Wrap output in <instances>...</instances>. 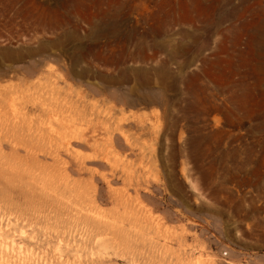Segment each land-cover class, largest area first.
I'll return each instance as SVG.
<instances>
[{
  "label": "rangeland",
  "instance_id": "rangeland-1",
  "mask_svg": "<svg viewBox=\"0 0 264 264\" xmlns=\"http://www.w3.org/2000/svg\"><path fill=\"white\" fill-rule=\"evenodd\" d=\"M253 150L264 0H0V264H264Z\"/></svg>",
  "mask_w": 264,
  "mask_h": 264
},
{
  "label": "bare ground",
  "instance_id": "bare-ground-1",
  "mask_svg": "<svg viewBox=\"0 0 264 264\" xmlns=\"http://www.w3.org/2000/svg\"><path fill=\"white\" fill-rule=\"evenodd\" d=\"M223 19H224V14H220V17H219V19L217 20L218 22V25L220 26V24L222 23V21H223ZM217 25V24H216ZM215 26V25H214ZM206 38V37H205ZM203 48V47H202ZM241 65V64H240ZM238 69V68H237ZM240 85V84H239ZM236 87V86H235ZM240 89V88H239ZM242 89V88H241ZM240 91V90H239ZM238 97V96H237ZM89 134V133H88ZM71 135V134H70ZM71 137H73V136H71ZM65 139H66V137H65ZM89 140V139H88ZM68 141V140H67ZM64 145H67V144H64ZM250 164H251V170H250V172H249V176H251L252 177V179L255 181V180H257L258 178H260L261 176H262V171H264V170H261L260 169V167H259V162H258V157H257V155H256V152L253 150L252 152H251V157H250ZM249 169V168H248ZM249 171V170H248ZM247 171V172H248ZM247 174V173H246Z\"/></svg>",
  "mask_w": 264,
  "mask_h": 264
}]
</instances>
